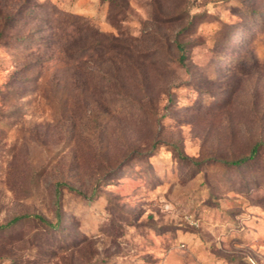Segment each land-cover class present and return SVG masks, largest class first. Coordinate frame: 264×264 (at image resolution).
<instances>
[{
	"label": "rangeland",
	"instance_id": "rangeland-1",
	"mask_svg": "<svg viewBox=\"0 0 264 264\" xmlns=\"http://www.w3.org/2000/svg\"><path fill=\"white\" fill-rule=\"evenodd\" d=\"M6 2L0 264H264V0Z\"/></svg>",
	"mask_w": 264,
	"mask_h": 264
},
{
	"label": "trees",
	"instance_id": "trees-1",
	"mask_svg": "<svg viewBox=\"0 0 264 264\" xmlns=\"http://www.w3.org/2000/svg\"><path fill=\"white\" fill-rule=\"evenodd\" d=\"M9 2V1H8ZM6 2V0H3V2H0V39L6 38V42L10 43L13 41L23 40L25 37H15L13 38V31L14 27L17 25L20 17L25 13V8L29 7L31 8L32 5L29 3V5L24 6V2L20 3L17 7H12L10 3ZM29 2V1H28ZM82 26L83 23L79 22V20H70L66 21V24L62 25V27H59L61 31V34L59 36H66L67 38H74L75 36H81L82 34ZM177 46L179 48V51L181 52V59L184 58L183 54V46L180 43H177ZM257 148H254L248 155L242 156L238 159H231L229 161H225L226 164L231 166H241L247 163L248 161L252 160L254 156L256 155ZM57 220L51 221L48 218L39 215V214H31V213H25L22 215H17L13 217L10 221H8L6 224L0 225V231L8 229L12 227L13 225H16L21 222H31L34 221L40 225V227L46 231L49 230H56L58 229V226L62 224V217L60 214V211H57Z\"/></svg>",
	"mask_w": 264,
	"mask_h": 264
}]
</instances>
